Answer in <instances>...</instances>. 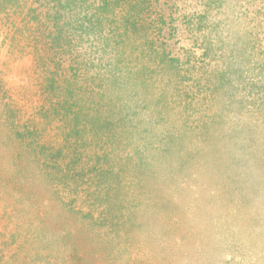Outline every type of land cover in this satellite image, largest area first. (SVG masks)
Listing matches in <instances>:
<instances>
[{
    "label": "rangeland",
    "instance_id": "374dc122",
    "mask_svg": "<svg viewBox=\"0 0 264 264\" xmlns=\"http://www.w3.org/2000/svg\"><path fill=\"white\" fill-rule=\"evenodd\" d=\"M0 264H264V0H0Z\"/></svg>",
    "mask_w": 264,
    "mask_h": 264
}]
</instances>
